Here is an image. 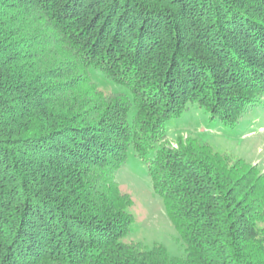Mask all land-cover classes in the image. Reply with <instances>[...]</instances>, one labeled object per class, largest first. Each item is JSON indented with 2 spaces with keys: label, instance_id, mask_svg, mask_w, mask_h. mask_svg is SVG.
Returning a JSON list of instances; mask_svg holds the SVG:
<instances>
[{
  "label": "trees",
  "instance_id": "obj_1",
  "mask_svg": "<svg viewBox=\"0 0 264 264\" xmlns=\"http://www.w3.org/2000/svg\"><path fill=\"white\" fill-rule=\"evenodd\" d=\"M132 1L110 35L115 0L108 11L93 0H0V264H264L258 166L196 138L157 144L191 103L232 125L264 97V0ZM126 17L133 43L118 29ZM228 17L239 24L227 28ZM93 70L132 98L89 89ZM129 148L149 160L185 257L124 240L132 198L113 176Z\"/></svg>",
  "mask_w": 264,
  "mask_h": 264
},
{
  "label": "rangeland",
  "instance_id": "obj_2",
  "mask_svg": "<svg viewBox=\"0 0 264 264\" xmlns=\"http://www.w3.org/2000/svg\"><path fill=\"white\" fill-rule=\"evenodd\" d=\"M93 2H96V10L103 11L107 10V5L114 2V0H93ZM114 4L116 6L114 10L116 15L112 14L113 19L111 17V21L106 23L108 27L106 32L109 30L107 34L110 35L114 32V19L119 18L120 20L122 17L120 15L123 12H126L129 16L135 8L130 6L134 5L132 0H115ZM147 6L150 7L149 5ZM156 9L161 10L163 18H167L166 15L169 14L177 15L176 20L181 17L180 10H174L173 6L168 8L160 6ZM141 11L144 12L142 9ZM105 17L106 12L105 16L95 19V25L92 27L94 34H96V30H100V27L104 25ZM203 17L200 19L201 23ZM235 19L228 17V21L232 22L233 20V22L227 25V28L228 26L232 28L234 22V24H239L237 21L240 20L238 18ZM211 21L210 19L209 23ZM141 22L145 23L144 26L149 27H145V31L150 30V24L148 25L145 19L142 18L139 20L137 27ZM152 24L154 25V22ZM206 25L201 27L204 29ZM132 28L130 19L128 17L123 18L122 23L118 25L122 42L133 43L134 29ZM148 36L147 33L142 34L139 43L141 42L144 45V41H148ZM113 37L114 35L111 39ZM160 38L163 39V36H160ZM186 43L190 46L192 45V43ZM128 47L130 49L133 48L130 44ZM184 68V72L183 68H179L180 75L185 76V73H189V71L186 72L188 67ZM93 75L94 83L88 84L89 89H94L105 95L122 94L130 99L132 98V94L126 87L113 82L99 71L93 70ZM134 111L133 108L130 109V117L134 114ZM185 138L207 141L217 151L229 153L235 158H243L248 164L258 166L259 170L264 174V97L258 98L253 104L245 108L239 114L236 123L232 125L223 124L217 118L211 120L210 114L203 107L196 103H191L180 117L166 120L164 138L157 144L158 146L163 144L166 147L178 148V141ZM150 158H152V155ZM148 165L149 160L141 158L134 149L129 148L125 162L113 176L120 190L128 193L132 198L130 212L134 216V221L131 224L129 234L124 240L140 242L149 248L162 246L170 256L183 258L186 256V246L169 220L162 198L153 191L148 175Z\"/></svg>",
  "mask_w": 264,
  "mask_h": 264
}]
</instances>
